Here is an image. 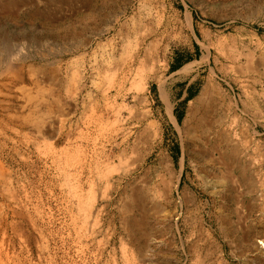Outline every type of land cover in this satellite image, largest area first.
Segmentation results:
<instances>
[{
  "label": "rangeland",
  "instance_id": "rangeland-1",
  "mask_svg": "<svg viewBox=\"0 0 264 264\" xmlns=\"http://www.w3.org/2000/svg\"><path fill=\"white\" fill-rule=\"evenodd\" d=\"M142 5L152 10V38L160 41L157 79L146 94L130 83L119 91L101 47L122 41ZM263 66L264 0H0V264H194L213 243L235 262L255 256L237 246L243 234L249 243L264 240ZM214 73L233 106L227 100L206 117L195 106L191 125L204 117L191 140L166 116L158 79L167 82L182 126ZM152 120L155 145L138 138ZM233 146L240 152L236 202L225 172L214 170ZM162 153H170L180 180L171 182ZM136 190L146 202L139 207ZM143 213L149 230L138 238L125 220Z\"/></svg>",
  "mask_w": 264,
  "mask_h": 264
},
{
  "label": "bare ground",
  "instance_id": "bare-ground-1",
  "mask_svg": "<svg viewBox=\"0 0 264 264\" xmlns=\"http://www.w3.org/2000/svg\"><path fill=\"white\" fill-rule=\"evenodd\" d=\"M8 1V0H6ZM67 4H70L72 2H74L75 0H64ZM78 1H81V0H78ZM83 1V0H82ZM77 2V0H76ZM15 3V2H14ZM14 3L12 5H14ZM9 2H5L4 3V6L6 7H9L11 5ZM15 7V6H14ZM142 10H141V13L138 14V18L137 19H133V22L131 23V25H128L127 27H125V31L124 33L120 34L121 35V40L120 42H114V41H108V43H103V45H101V47H103V50L105 53H107V61L106 62H109L108 64H112L113 65V69L111 72H114L117 77H119L120 81H121V89H119V91H122L124 86L127 85V83H130V85H132L131 87L133 88V90L136 89V91L140 90V91H145V94L146 92L149 90V88L151 87L150 86V83L157 79V74L154 70V65L156 64V62L158 61L157 59V53H158V49H159V45H160V41L159 39L155 38L153 39L152 36H154L153 34L154 33V30H153V26H152V22L150 21V18L151 15H152V10L150 8H148L146 5H142ZM15 9V8H14ZM7 11V10H6ZM112 27H108L104 32H108L109 30H111ZM156 30V29H155ZM157 32V31H156ZM159 36V35H158ZM155 37V36H154ZM120 38V37H119ZM116 40V39H115ZM120 40V39H119ZM162 41V40H161ZM206 49V48H205ZM160 50V49H159ZM209 51V50H208ZM209 54V52H208ZM252 55V54H251ZM115 56H117L118 58H116ZM203 61L205 60V58L207 59L208 56L206 57H203ZM247 64H249L248 66V69H251V66L252 65V62L250 63L251 59H253V56H249L247 55L245 57ZM258 60V59H257ZM210 61V60H209ZM107 64V65H108ZM111 65V66H112ZM245 65V64H244ZM258 65V63H257ZM261 65V64H260ZM193 65L192 64H189V65H186L184 67H182L181 70H179L182 74L185 72H188L190 71L191 67ZM262 66V65H261ZM109 67V66H108ZM241 67H242V64H241ZM247 67V66H246ZM246 67H243V68H246ZM259 67V66H258ZM264 68V66H263ZM254 69V67H253ZM252 69V70H253ZM256 69V68H255ZM254 69V70H255ZM110 71V70H109ZM242 71V70H241ZM215 72V71H214ZM243 72V71H242ZM212 73V71H211ZM216 73V72H215ZM215 73H214V76L210 77L208 80H206L202 86V89L200 90V93L198 94V96L194 99L193 102L190 103V106L187 110V115L183 121V124L181 126L177 116L175 115L174 113V106H173V103H171L172 101L170 100V95H169V92H168V87H167V82H162V80H159L158 79V83L159 84V92H160V97L162 99V101H164V107L166 109V116L168 117V119H170V121H172L173 125H174V128L176 129H179L181 131V129L183 128L184 129V132L186 131L189 136H191V140H194V136L196 135V132H197V127L196 125H200L202 126L203 124V117H204V114H205V117L208 116L210 113V111L214 108V106L216 105H219L220 103L223 104V103H227V100H231V101H228V105H232L233 104V99L227 94L225 93V91L222 90V87L219 86L217 83H216V78H215ZM258 73V72H257ZM99 74V72H98ZM174 74V73H173ZM261 76H263V79H264V73L261 74ZM161 78V77H160ZM156 81V80H155ZM154 81V82H155ZM153 83V82H152ZM84 85V84H83ZM131 88V89H132ZM135 88V89H134ZM125 89V88H124ZM149 92V91H148ZM122 94V93H121ZM117 95L119 96L120 95V92H117ZM116 95V97H117ZM158 96V97H159ZM145 97V96H144ZM107 98V97H106ZM134 98H139V97H134ZM234 98V97H233ZM133 99V98H132ZM137 101H139V103L141 102H144V100L146 99H143V98H139V99H136ZM236 100V99H235ZM245 101V100H244ZM235 103V102H234ZM143 104V103H142ZM135 105V104H133ZM132 105V106H133ZM195 106H198L201 110V112L203 111L204 114H203V117L200 118L199 120L196 119V125L195 126H192L191 123H190V118L191 117H194V116H197L196 115V112L194 111V107ZM233 106V105H232ZM226 108V107H225ZM131 113V111H129ZM212 112V111H211ZM138 113V112H137ZM132 114V113H131ZM134 114V113H133ZM132 114V115H133ZM139 114V113H138ZM142 114V113H141ZM198 114V113H197ZM208 114V115H207ZM120 115V114H119ZM140 116V115H139ZM118 117V116H117ZM131 117V116H130ZM136 117V115H135ZM144 117H147V116H141L140 119H139V123H143V121L146 119ZM132 119V118H131ZM142 119V120H141ZM194 119V118H193ZM209 119V118H208ZM206 120V119H205ZM211 120V119H210ZM118 121V119H117ZM117 121L115 124H117ZM209 122V120H207ZM207 122V123H208ZM119 123V122H118ZM145 124V123H144ZM158 123H156L154 120H152L147 126L146 128L148 129H142V133L140 134L139 132V136L138 138H141L140 136L142 135V142H145L147 143L148 140L151 139L152 143H155L157 142L158 140V126H157ZM206 124V122H205ZM132 125V124H131ZM136 125V124H135ZM138 125V124H137ZM160 125V123H159ZM208 125H211V124H208ZM130 126V125H129ZM206 127V126H205ZM216 127V126H215ZM120 130V129H119ZM128 131V130H127ZM196 131V132H195ZM221 132V131H220ZM114 134V133H113ZM129 134V133H128ZM127 134V135H128ZM116 136V134H115ZM128 137V136H126ZM220 137V135H219ZM113 138V137H112ZM137 138V139H138ZM163 138V137H162ZM117 139V137H116ZM115 139V140H116ZM136 139L137 142H139L138 140ZM145 139V140H144ZM161 139V137H160ZM196 139V138H195ZM199 139V138H198ZM123 140V139H122ZM222 140V139H220ZM117 141V140H116ZM154 141V142H153ZM161 141V140H160ZM132 142H133V139H132ZM159 142V141H158ZM204 142V141H203ZM223 142V141H222ZM228 142V141H227ZM230 142V141H229ZM234 142V141H233ZM247 142V141H246ZM122 143V142H121ZM160 143V142H159ZM158 143V144H159ZM139 146H140V143H138ZM149 144V142H148ZM216 144V143H215ZM145 145V144H144ZM153 145V144H152ZM135 146L138 147V145L135 143ZM135 146H132L133 148ZM143 147V144L141 145ZM239 146V145H238ZM147 148V146H145ZM144 148V147H143ZM142 148V149H143ZM149 148V147H148ZM155 148V146H153V149ZM207 148V147H206ZM215 148V147H214ZM217 148V147H216ZM252 148V147H251ZM124 149V148H123ZM132 149V148H131ZM130 149V150H131ZM136 147L133 150V152L136 151ZM145 149V148H144ZM150 151H151V148H150ZM202 151V150H201ZM139 153V151H136ZM135 152V153H136ZM200 152V151H199ZM204 152V151H203ZM206 152V151H205ZM207 152H208V149H207ZM140 153H141V150H140ZM200 154V153H199ZM205 154V153H204ZM218 154L219 151H218ZM122 155V153H121ZM120 155V156H121ZM133 156L134 153L131 155V154H128V156ZM141 157L142 155L139 154ZM150 155V154H148ZM208 155V153H207ZM211 155V154H210ZM221 155V154H220ZM242 155V154H241ZM119 156V155H118ZM124 156V155H122ZM121 156V157H122ZM213 156V155H212ZM222 156V157H221ZM219 156L220 158H222L223 162H217V163H220L221 166L219 168H215L214 170L216 171L215 175L218 177L221 173H224L225 172V176L228 180V188H227V191L229 192L228 196L231 200V202L235 201L234 200V193L233 191L236 190V188L238 187V180L235 179V175L237 174V170L239 169V157H240V152H239V149L237 147H231L230 149H228L227 152H224L223 155ZM121 157H120V160L118 162L121 161ZM126 157V156H125ZM140 159V158H139ZM147 158L143 159L142 161L145 162ZM123 160V159H122ZM129 160V159H127ZM219 160V159H218ZM130 161V160H129ZM254 161V160H253ZM123 162V161H122ZM127 162V161H126ZM160 163H161V166L163 168V170H165L168 174V177L170 178L171 182L174 181L176 178L177 180H180V177L181 176H178L176 177L175 174H174V171H173V161H172V157L170 155V153H162V155L160 156ZM217 163L215 164V166L217 165ZM117 164V163H116ZM115 164V165H116ZM241 164V163H240ZM121 165V164H120ZM132 165V163H131ZM119 166V165H118ZM130 167V166H129ZM113 169H115L113 167ZM131 169V168H130ZM129 169V170H130ZM182 169V168H181ZM163 172V171H162ZM236 173V174H235ZM243 174V171L241 170V172ZM213 174V173H212ZM69 175V174H68ZM238 175V174H237ZM164 176V175H163ZM210 176V175H209ZM69 177V176H68ZM162 177V176H161ZM224 177V176H223ZM67 178V177H66ZM169 180V181H170ZM163 181V180H162ZM223 181V179L221 180ZM220 181V182H221ZM68 182V181H67ZM164 182V181H163ZM162 182V183H163ZM168 182V181H167ZM71 183V182H70ZM167 184V183H166ZM165 184V185H166ZM172 184V183H171ZM164 185V186H165ZM168 185H169V182H168ZM168 187V186H167ZM163 188V187H162ZM169 188V187H168ZM241 188V187H240ZM164 189V188H163ZM142 190V188H141ZM168 190V189H166ZM134 191V190H133ZM140 191V190H139ZM139 191H135L136 193L134 192H131L130 194L134 193L136 194L135 197L133 196V199H134V202H136V204L138 205V207L140 205H142V198H140V194H139ZM166 192V191H165ZM160 193V192H159ZM185 193V191H184ZM163 194V193H162ZM76 195V194H75ZM144 194H142L141 196H143ZM165 195V194H164ZM239 195V194H238ZM146 196V195H145ZM186 196V197H185ZM185 196L183 194V198H185V202L187 203V206H189L191 203H194L193 202V198L190 199L189 198V195L188 193H185ZM227 196V197H228ZM144 197V196H143ZM168 197V196H167ZM239 198V197H238ZM237 198V199H238ZM145 200H147L146 198H144ZM237 201V200H236ZM235 201V202H236ZM91 203V202H90ZM89 203V204H90ZM144 203H146L144 201ZM143 203V204H144ZM92 204V203H91ZM147 204H148V201H147ZM87 205V204H85ZM128 205V204H127ZM221 205V204H219ZM88 206V205H87ZM89 207L91 208L92 205ZM137 207V208H138ZM145 207V206H143ZM155 207V206H154ZM87 208V207H86ZM127 208V207H126ZM125 208V209H126ZM132 208V207H130ZM156 208H157V205H156ZM249 208V207H247ZM89 209V208H88ZM141 209V208H140ZM148 209V207H147ZM154 209V208H153ZM129 210V209H128ZM146 210V208H145ZM158 210V209H157ZM156 210V211H157ZM164 210V209H163ZM160 212V211H159ZM236 212V211H235ZM142 213V211H141ZM238 213V211H237ZM243 213V212H242ZM127 214V213H126ZM142 216L139 218L137 217H130L128 220H125L127 221V231L129 229V232L131 234H134V235H139L138 238H140L141 236L142 237H147V232L148 230L146 229L147 226V220H148V217H147V214L143 213L141 214ZM153 215V214H151ZM246 215V214H244ZM242 216V215H241ZM87 217V216H86ZM239 217V215H238ZM228 218V217H227ZM151 219V218H150ZM149 219V220H150ZM226 219V218H225ZM223 220V219H222ZM243 220V219H242ZM151 221V220H150ZM224 221V220H223ZM233 222V221H232ZM238 222V221H237ZM125 223V224H126ZM227 223V222H226ZM241 223V222H240ZM150 224V223H149ZM243 224V223H242ZM241 224V225H242ZM244 226V225H243ZM248 227V225H247ZM228 227V229L223 232L222 234H228L230 232L231 229H234L235 227L231 228ZM125 229V228H124ZM250 229V228H249ZM255 229V228H254ZM248 229H246V231L242 230L243 233L244 232H247ZM252 230V229H251ZM236 231V230H234ZM233 231V233H234ZM256 231V230H255ZM258 231V230H257ZM256 231V234H258ZM262 231H260L261 233ZM253 233V232H252ZM255 234V235H256ZM232 235V234H231ZM249 234H243V239H242V242L240 243L239 241V246H237V249H242L244 248V251H246V253L248 254V252H253L255 253L254 255L255 256H250L249 258H246L245 259H239L237 260V262H235L234 258L235 255L232 254V256H230V258L226 256V252H225V248L221 245H217V244H212L208 247H205L202 248L201 246V249L198 251V253L196 252L195 254L197 259L195 260V263L194 264H264L263 260L260 259V255L264 254V240H258L257 242L255 241V243H249V242H246L248 239L247 236ZM253 235V234H252ZM260 235H263V234H260ZM151 236V234H150ZM233 236V235H232ZM231 236V237H232ZM242 236V235H241ZM254 236V235H253ZM257 236V235H256ZM136 237V236H135ZM152 237V236H151ZM234 237V236H233ZM258 237V236H257ZM230 238V237H229ZM238 238V237H237ZM144 239V238H143ZM142 239V240H143ZM235 239V238H234ZM241 239V238H240ZM238 239V240H240ZM255 239V238H254ZM263 239V238H261ZM150 240V238H149ZM249 241V240H248ZM145 242H148L147 240H145ZM212 242V241H211ZM252 242V241H251ZM236 243V242H235ZM194 245V244H193ZM233 245H234V241H233ZM237 245V244H236ZM193 247V246H191ZM190 247V248H191ZM190 248L188 250H190ZM232 249V247H231ZM192 250V248H191ZM188 252V256H187V259L188 260H192L194 261V257L190 259V256L191 254H194L195 250ZM235 250V249H233ZM197 251V250H196ZM242 251V250H241ZM243 251V252H244ZM248 251V252H247ZM240 252V250H239ZM244 252V254H246ZM235 254V253H234ZM240 255V253H238V250H237V255ZM246 254V255H247ZM250 255V254H249ZM248 255V256H249ZM240 256H243V255H240ZM263 257V256H262ZM239 258V256H238ZM237 258V259H238ZM187 260V262H188ZM191 261V262H192ZM189 263V262H188ZM173 264V263H172ZM184 264V263H182ZM191 264V263H189Z\"/></svg>",
  "mask_w": 264,
  "mask_h": 264
}]
</instances>
